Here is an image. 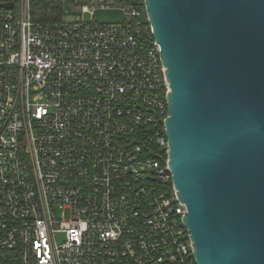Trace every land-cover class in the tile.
Here are the masks:
<instances>
[{"label":"built area","instance_id":"built-area-1","mask_svg":"<svg viewBox=\"0 0 264 264\" xmlns=\"http://www.w3.org/2000/svg\"><path fill=\"white\" fill-rule=\"evenodd\" d=\"M109 7L123 21L94 22ZM71 12L40 22L30 0H0V264H196L143 2Z\"/></svg>","mask_w":264,"mask_h":264},{"label":"water","instance_id":"water-1","mask_svg":"<svg viewBox=\"0 0 264 264\" xmlns=\"http://www.w3.org/2000/svg\"><path fill=\"white\" fill-rule=\"evenodd\" d=\"M196 264H264V0H142ZM12 5H8L10 8Z\"/></svg>","mask_w":264,"mask_h":264},{"label":"trees","instance_id":"trees-1","mask_svg":"<svg viewBox=\"0 0 264 264\" xmlns=\"http://www.w3.org/2000/svg\"><path fill=\"white\" fill-rule=\"evenodd\" d=\"M87 1V0H84ZM117 2L119 0H116ZM68 0H32L33 11L40 22H58L63 15V6ZM126 3L142 6V0H125Z\"/></svg>","mask_w":264,"mask_h":264},{"label":"rangeland","instance_id":"rangeland-1","mask_svg":"<svg viewBox=\"0 0 264 264\" xmlns=\"http://www.w3.org/2000/svg\"><path fill=\"white\" fill-rule=\"evenodd\" d=\"M105 1L107 2L110 1V3L112 4L114 0H105ZM30 2H31L32 17L36 19L34 15V11H33L32 0H30ZM72 16H73V12H71L70 16L64 15L62 18L63 20H65V19L71 18ZM92 17H93L94 22L99 23V24H117V23H121L123 19L125 18L124 13L121 10L117 9L116 7H109L107 9H96L92 13ZM85 19L90 20L91 15L85 14ZM57 242L61 244L63 242V237L57 236Z\"/></svg>","mask_w":264,"mask_h":264}]
</instances>
